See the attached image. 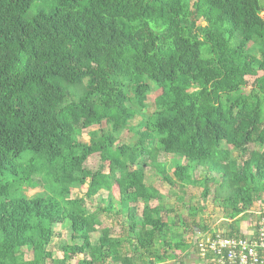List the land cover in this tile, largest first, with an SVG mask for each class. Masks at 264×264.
Instances as JSON below:
<instances>
[{"label":"trees","instance_id":"16d2710c","mask_svg":"<svg viewBox=\"0 0 264 264\" xmlns=\"http://www.w3.org/2000/svg\"><path fill=\"white\" fill-rule=\"evenodd\" d=\"M263 10L264 0H0V264H183L184 234L209 229L182 190L199 185L195 167L208 172L201 203L213 190L224 230L238 234L244 212L264 205ZM160 154L186 163L168 174ZM39 182L44 194L21 192ZM101 215L110 224L99 228ZM58 225L70 243L55 259Z\"/></svg>","mask_w":264,"mask_h":264},{"label":"rangeland","instance_id":"374dc122","mask_svg":"<svg viewBox=\"0 0 264 264\" xmlns=\"http://www.w3.org/2000/svg\"><path fill=\"white\" fill-rule=\"evenodd\" d=\"M261 16H264V10L261 12ZM154 95H155V93L149 94V101L153 100ZM106 127L104 124H102L99 127L98 126L91 127L87 130H83L81 135L77 136L76 138L78 141H80L82 143H88L89 132L96 130V129H99V128H102L103 130H105ZM119 139H121V140L123 139L126 143L131 141L130 136L127 132L122 133L120 135ZM228 148H231V147H228ZM158 160L164 164L165 171L168 174H171V172L173 170V160H175V162L179 161L182 164L186 163V161L181 157L174 156V158H173V156L166 155V154H160ZM85 166H87L88 168H91V169L96 168L98 166V157L96 155L89 157V159L85 163ZM156 170H157V168L148 167L146 169V172H145V177L148 180L149 179H153V181L156 180L155 183L157 184L158 191L164 196L165 204L170 203L173 205L174 201H175L174 197L170 195L172 198L169 199V194H170L169 192L170 191H169V187L166 183H158L159 178H161V176L157 173ZM206 174H208V172L204 167H195V169L192 170V177L195 179H199V185L196 187L195 186H188V185L184 186V188L182 189V190H184V198L185 199L189 198L188 200L185 201V203L186 204L190 203L191 205H194V206H197L200 203L201 205L204 206V211L200 215H197V217L195 218L196 223L200 222L209 228H218V227L224 228V223H223L224 218L222 215V208L218 203H215L213 200V195H214V192L212 190L213 185H211L212 191L210 192V194H209V196L205 202L201 203L200 199L198 198V195L200 194V192L202 190V186H203L202 178ZM85 190H86V184H84V185H82L76 189H73V192H74V195H76L77 197H80V196H83ZM175 190H178V189H175ZM21 192L26 197L30 198V197H33L37 194H42V193L44 194L47 191L45 190L43 183L39 182V184L36 187H28L26 185H23L21 188ZM112 193L117 198V192H116L115 188H113ZM102 195L103 196L106 195V192L100 191L99 196H102ZM97 198L98 197H96V199L94 201H91V202L87 201L86 205H88L90 207L95 206L97 203V200H98ZM259 203H260L259 201H255L254 205L252 207H250L249 209L254 208ZM100 205H101V203H100ZM176 214L179 216L177 218L182 219V220H184V219L186 220V222H187L186 225L192 224L191 219L188 217V214L186 213L185 209L178 211ZM177 218H176V216H173V214H171L169 216L163 214V220L164 221H169V220L175 221L176 220V222H175L176 225H178V222H179L178 221L179 219L177 220ZM100 220H101V225L99 226V228H102L104 226H108L110 224L104 215L100 216ZM246 220H247V218L243 216V218L240 221L241 228L245 227ZM112 224H113L112 225V233L117 235L118 231H119L118 225L116 224L115 221ZM194 229H197V228L194 227ZM191 234L192 233L188 230L184 234L183 238L187 241H190L194 237L193 235L190 236ZM167 240H168V238H167ZM61 243H65V244L70 243L69 230L66 226L58 225V226H55L54 235L51 239L50 244L47 246V249L53 252V258H55V259H59L62 256L61 251L59 249V245ZM22 250H23L24 259H31V252L26 250L25 248H23ZM187 256H188V254L184 255L181 258V260L183 262H185L187 259ZM197 263H198L197 261L193 260V263H191V264H197ZM45 264H54V263L52 262V260L48 259ZM65 264H77V258H74L72 261H68ZM183 264H189V263L185 262Z\"/></svg>","mask_w":264,"mask_h":264},{"label":"built area","instance_id":"2783aa9c","mask_svg":"<svg viewBox=\"0 0 264 264\" xmlns=\"http://www.w3.org/2000/svg\"><path fill=\"white\" fill-rule=\"evenodd\" d=\"M259 204L244 212L248 221L244 228L240 226L238 234L229 235L219 227L195 230L188 241L190 263L194 260L197 264H264V205Z\"/></svg>","mask_w":264,"mask_h":264},{"label":"crops","instance_id":"0c3cea01","mask_svg":"<svg viewBox=\"0 0 264 264\" xmlns=\"http://www.w3.org/2000/svg\"><path fill=\"white\" fill-rule=\"evenodd\" d=\"M185 262H187V263L191 264V263H190V259H189V257H188V256H187V259H186V261H185ZM185 262H184V263H185Z\"/></svg>","mask_w":264,"mask_h":264}]
</instances>
